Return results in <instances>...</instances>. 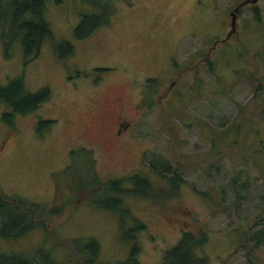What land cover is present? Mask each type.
<instances>
[{
  "label": "rangeland",
  "instance_id": "374dc122",
  "mask_svg": "<svg viewBox=\"0 0 264 264\" xmlns=\"http://www.w3.org/2000/svg\"><path fill=\"white\" fill-rule=\"evenodd\" d=\"M110 3L106 24L91 26L90 18L78 26L90 4L45 2L50 35L31 56L17 40L6 49L0 38V85L21 76L27 90L48 88L45 100L9 121L0 101V196L8 207L16 196L43 206L67 202L20 235L3 234L0 221V253L78 264L93 251L82 240L93 238L92 264H129L133 239L139 264H159L188 231L205 234L195 252L206 264H264V241L249 239L264 227V0ZM148 77L155 91L144 96ZM170 81L161 108L155 92ZM114 96H122L130 122L117 146L102 138ZM90 106L97 107L92 125ZM79 147L89 160L70 153ZM166 164L176 178L168 179ZM132 173L149 186L144 195H119L128 214L88 202L95 190L104 194L93 177L103 183Z\"/></svg>",
  "mask_w": 264,
  "mask_h": 264
},
{
  "label": "trees",
  "instance_id": "16d2710c",
  "mask_svg": "<svg viewBox=\"0 0 264 264\" xmlns=\"http://www.w3.org/2000/svg\"><path fill=\"white\" fill-rule=\"evenodd\" d=\"M47 1L60 2L61 0H0V29L2 27L1 37L6 49L12 45L15 39L19 42L25 56H31L37 53L42 39L45 36L50 35L48 22L44 16V4ZM84 1L90 4L94 10H91L90 13H81L78 26L87 22L90 18L95 20L91 26H95L96 24H106L108 22V17L112 12L110 0ZM252 9L254 11V16L257 17L256 8L253 7ZM62 44L64 43L62 42ZM209 63L210 62L208 61V64ZM210 67V70H212V66ZM107 69L108 68L96 67L94 70L101 72ZM155 85V78H146L143 84V93H153L155 91ZM47 97L48 88L46 86L30 91L24 86L21 76L10 78L4 85H0V101L4 102L10 110V112H2L1 116L6 121H9V118L14 112L24 113L30 111ZM51 121L52 119L48 118L38 120L39 123L44 124ZM70 153L74 155L78 154L77 157H85L89 160V150L84 147H79L77 150H72ZM149 159L150 167H153L156 172L160 171L157 167H155L156 163L154 160L157 159V157H150ZM159 163L163 168V159L159 160L157 164ZM164 170L171 172V175L168 177L169 180L176 178V171L174 169L169 170V165L166 164L164 166ZM93 181L100 183L97 188L104 191V194H96L95 190L93 196L90 195L88 198V202L99 207L112 209L113 211L119 213V215H126L129 213L122 205V201L119 197L120 194L136 193L144 195L149 186L147 178L139 173H132L125 177L111 178L103 183H101L96 177H93ZM125 182L130 185L125 186ZM199 194L204 198H208V193L206 191H200ZM1 197L2 196H0V221L4 224L3 228H6V230L2 231V233L11 236L20 235L34 226H43V220L59 215L67 206V202H62L60 205H55V203H53L48 206H43L39 203L26 201L24 199L21 201L19 198L22 199V197L16 196V198H7L13 200L11 201L13 205L8 207L5 203L6 200L3 199L4 197ZM14 203H18V206ZM21 206L22 208H19ZM133 220L135 221L134 228H144V224L140 220H137L136 218H133ZM204 235L205 234H202L201 232L193 233L181 231L177 241L165 250L159 264H206L205 256L198 255L195 252L196 248L201 246V244L205 241L206 237ZM252 238L253 244L263 242L264 227L254 231L253 237H249V239ZM78 240L79 239L77 238L74 242H77ZM82 243L83 248H91L93 251L91 257L83 258L82 261H78L77 263L92 264L94 260L93 253L97 247L96 241L93 238H87L86 240H82ZM76 245H73L75 246V250H81V247H76ZM240 245L241 244H239V246ZM241 247H244V245L242 244ZM138 249L139 246L137 242L132 239L129 249V264H139L135 256ZM0 264L35 263H33V260L26 259L21 254L0 253Z\"/></svg>",
  "mask_w": 264,
  "mask_h": 264
},
{
  "label": "flooded vegetation",
  "instance_id": "af4514ba",
  "mask_svg": "<svg viewBox=\"0 0 264 264\" xmlns=\"http://www.w3.org/2000/svg\"><path fill=\"white\" fill-rule=\"evenodd\" d=\"M242 3H239L238 5H240ZM237 5V6H238ZM230 16H231V21L230 23H232L233 25V19H234V9H232L230 12ZM0 38H1V33H0ZM3 42V39H2ZM173 82V81H172ZM170 88L171 85H166L164 87H160V89L158 90V92H155V103H157V106H160L161 108L163 107V101L162 100H166L169 92H170ZM32 91V90H31ZM142 93H143V89H141ZM145 96V93H143ZM112 101V107L113 109L111 110V119L110 121L107 123V128H106V135L103 136V140L106 141L107 143L111 142V145L113 146H117L119 145V141L121 140V137L123 134V132L130 126V122L125 118V116L127 115L126 113H128L129 111H127V108L125 107V103L123 101L122 96H114L111 99ZM141 103H144V100L141 101ZM88 111H89V118L91 121V125L94 124L96 115L95 112L97 111V107L95 106H90L88 107ZM123 113V114H122ZM105 122V121H104ZM128 130V129H127Z\"/></svg>",
  "mask_w": 264,
  "mask_h": 264
},
{
  "label": "water",
  "instance_id": "95a60500",
  "mask_svg": "<svg viewBox=\"0 0 264 264\" xmlns=\"http://www.w3.org/2000/svg\"><path fill=\"white\" fill-rule=\"evenodd\" d=\"M231 25V27H232V23L230 24ZM230 31H231V29H230ZM226 36H228V35H226ZM172 84V81H170L169 82V86Z\"/></svg>",
  "mask_w": 264,
  "mask_h": 264
}]
</instances>
